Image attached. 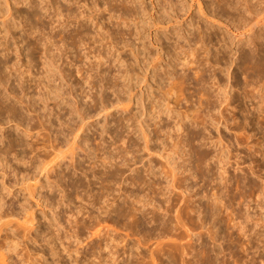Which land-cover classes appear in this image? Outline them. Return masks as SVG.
<instances>
[{"label":"rangeland","instance_id":"obj_1","mask_svg":"<svg viewBox=\"0 0 264 264\" xmlns=\"http://www.w3.org/2000/svg\"><path fill=\"white\" fill-rule=\"evenodd\" d=\"M63 1L64 0H54V1L52 0L53 3L57 2L58 5H61V8L64 10V13H63L64 15H63V17H60V19L62 20V19L67 18L69 20L68 22H70L69 26L64 30L65 31L64 33L66 34L70 30H73L75 25L77 24L76 21L74 20V18H71V17H69V15H67V13L69 12L67 10L70 9V7L74 8V11L76 10L75 11L76 13H80V16H79L80 19L79 20H82L85 24H87V26L89 25L88 28L91 27V32H92L93 36H96L97 34L99 35V33H101V32L103 33L104 30L106 32L109 29L110 30L109 33L104 32L106 39L103 42H98L96 44H92L91 47H93V48H91V49L96 51V52H98L99 49H101V50L103 49V51L105 50L104 52L109 54V55H106V56H108L107 59L108 58L109 59L108 60L105 59L106 61L104 60L106 62L105 65L103 66V70L106 71V74H104V76H107V77L109 76V79H110V77L112 78L113 76H115L114 74H118L119 72L123 73L126 69H129L130 70L129 74H131V75L133 74L132 78H130L129 76H128V79L122 77L120 79V82H121L120 84L121 85L124 83L130 84L132 82V84L136 86V87L134 86V92L137 94V96L135 97L134 102H132L130 104V106L127 108V110H125L124 108H122L120 106L119 107H116V106L111 107V108H109V111L107 114H105L106 112H102L99 116L94 115L93 117H91V119H89L88 121L91 125L93 124L94 126L92 125L90 127V129L87 130V132H85V133L82 131L80 132V136H83V137L87 136L86 138L87 139L89 138L88 143H89V145H91V148L93 149V150L91 149L90 151H92L94 159L96 161L100 162V163L98 162V164H100V166H101V167L99 166L98 168L102 171V172L100 171V173L103 174V172L106 170L105 167L101 165L102 164L101 158H105V156L110 155V154H113L114 156L118 157V158L115 157L116 159H113L114 161L112 160L113 161L112 163L115 162L114 164H116L117 167L119 166L120 169H123V168L125 169V170L123 169L125 176L123 175L122 177H118V181L116 183L117 185L114 186V189L116 190L115 191V199H117V201L114 202V204H115L114 207L117 208L118 203H120V201L121 202L123 201V198H124L123 193L126 191L128 194H130V193L132 194V192H133V194L131 196L132 198H130V199H133V198L135 199V195H139V198H141L143 200L145 199V200L152 201V198H155V199H153L154 202L151 204L152 206L148 205L147 207H145V209H147V212H150V211L151 212H154V211L157 212L156 210H158V208H159V206H161V204H164L163 206L167 210V207H165V206L170 207L169 205H171V203H173L171 200H168L169 197H173V196L177 197L178 201H175V203H174V206H173L174 211L165 213L166 210H164V209L158 210V215L160 217H162L163 219L171 218V220L173 221V223L171 225L167 224L164 220H161V219L157 222H154L152 220L150 221L149 218L151 215L148 216L149 218H147V220H144L145 218H143L142 222H141V221H135L133 218L132 219H130V218L124 219V218H121L120 216L118 217V215H119L118 212H111V214H109L110 212L105 211L106 209L101 210L99 208V206L101 207V205H102L101 203H100L101 205H99V204L95 205L92 203L97 196L96 193L97 194L98 193L99 194L104 193V190H103L104 188H102L105 185L104 180H102L103 184L98 182V183H93L94 184V185L92 184L93 186H88L87 189H85V190H83V188H81L79 191L80 193L77 197V195L75 193L76 191L75 190L73 191V189L68 187V184L70 183V181H72L68 175H69V172L74 173V169L70 164V159H66L65 164L59 170L62 171L66 167L64 171H65V174H67V175L62 180L63 183L62 182L61 183L64 184L63 186L67 185L66 186L67 188L64 187L65 193H67V195H71V198H72L71 203L72 204L69 205L70 207L65 203L62 204V206L59 208V211L61 212L60 215H61L62 221L65 223L66 226H68L69 232H71L69 234L70 235L74 234L73 230H75L78 233L77 236H79L78 238L81 240L82 244L79 245V243L76 242L74 238H70L65 233V237L66 236H68V237L67 238L63 237L60 241H57V247H58V250L60 251L59 252L60 255H55V256L53 255L51 245H49L48 242L46 240H44V234L49 233V231L52 230V229H49L50 227H49L48 217H45V215L43 213L44 205H39L38 201L34 197L29 196L26 191L22 190V181H23L22 175H20V174H19V176H14L12 174L10 175V170L16 169L18 171L25 172L27 169L29 171V169H30L29 167L31 166V163H29V161L32 158H35L36 163H38L37 159H40L43 157L44 152L43 153H41V152L44 148L43 147L44 144L45 145L46 144L47 145L52 144V141H54L53 143L56 142L58 144V141H55V140H57L56 139L57 135L60 134V133H58V131L61 129L62 130L65 129V132L68 133V131L70 132V130L72 129L70 127L71 124H73L72 126H74L75 121H77V120H78V122H76V123L77 124L79 123V119H77L78 116H76L78 114L75 113L74 115L77 118L74 115H73V117H75L77 120L75 119L74 123H72L73 121L70 122L71 123L70 125H69V123L67 124L68 118L70 117V115L68 117V115H66V114L70 113L71 108H72V110H75L76 108L79 107V108H81V111L86 110L93 115L96 113V110H98L100 107V103H99V104H97V106H99L98 109H95V108H97V106L95 107V105H94L95 104L94 99L97 98L100 101V99H101L100 96H101V93L103 92L104 96L107 98V101L112 102L115 100L116 95L119 92L114 93V91L110 90V89L104 91L105 90L104 88L101 92V87H99V88L93 87L92 86L93 83L90 84V81H92L91 80L92 76L93 75L95 76L96 81L100 80V76L97 74L98 70L100 71V69L96 68V69L91 70V65L89 64V62L91 63V60H92V62H95V58L92 56L93 53L90 54V57L92 56L90 58V60L86 57H84L83 61H80L79 59H77L78 53H81L82 56H87V54H89V52L92 50L89 48V45L83 46L79 49L73 48L71 41L70 40L67 41V44H66L67 49L65 51L66 54L64 55V59L61 60V62H60L63 65L60 64V66H62V68L65 69V71L67 73H70L72 71L71 73L73 74V76L68 77L67 80H63V81L57 80L56 81V84L60 83L62 85L63 92L65 93V95L63 96V98H58L59 100L57 99L56 101H53V100L48 101V103L51 107H53L55 105V103H57V101H58V104H60V106L56 105L55 106L56 110L54 109L55 113L53 115H51V117L53 118V123H54L51 126H53V127H51L50 130L49 129L46 130L47 127L50 126L49 123L45 124V126L44 125L42 126V124H41L42 121H40L41 119L39 117V115H40L41 118L44 119V116L42 117V115L44 114L45 111L41 109L42 104L40 103V101L36 102V103L34 102L35 101L34 99L35 98L37 99V97L39 96V91H41L40 90L41 87H37V82L43 80V75H44L43 64H42L43 56H41L42 54H40V57H39L38 56L39 53H37L38 51L34 52V49L29 50L32 47H31V45L28 46L29 41L36 40V38H34V37L36 36L37 33H39V35L37 34V36H39V37L42 35L40 33L42 31L38 32V29H37L36 34L32 35L34 37L29 35L27 32L25 33L26 28L24 29L22 27V24H25V21H26L25 17H26V14H28L27 10L28 11L30 10L29 9L30 5L29 4L27 5L26 3H24V5L20 4L19 6H15V8H13L14 9L13 13L15 14V12H17V15L15 14V17H16L15 22L17 21V23H15V24L18 27H15V29L14 28L12 29V35L14 37V34H15V37H14L15 39L20 36L19 38L16 39V41H17V44L21 46V47L19 46L21 49L19 53L22 52L20 58H21V63L23 62V64H24V66H23V68H21V70L22 69L24 70V67H26V65H28V67H29V64H30V67H31L30 71L32 73V74L30 73V76L32 75L31 77L34 80L33 81H26L24 83V88H25V91H27L26 92L27 95L20 92L21 88L19 86L18 81H15V79H13L14 77L11 78V79H13L11 82H8L6 84L5 87L8 88V90H7L8 92H4V93L9 94L10 90H12V88H13V89L17 90L16 91L17 96L20 94L15 99V101L16 100L18 101V104H17L18 108H20L19 116H17V117H19L21 119L25 118V120H23L24 125H22L21 127L20 126L18 127L17 122H19V121L14 120L13 116L10 113L8 114L4 109H2L0 107V139H3V142H0V147L2 148L4 146H6L9 143V138L11 136L13 138H17V139L19 138L18 141L21 143H25V144H24V146H19L18 145L19 143L16 142L17 143V144L15 143L16 151L20 152V153L21 152L24 153L23 150H25L26 151L25 154L27 155V157L25 159L26 161L21 163V162H18L17 160H15L14 155L11 154L8 157V162H9L8 165L10 167L8 166L7 169L4 168V169H6L5 171H7L8 175L4 176L3 175L4 170L1 169L0 170V182L4 179V181L6 182L7 185L12 186L13 192L15 193V194H13V192H12L10 194L4 195V198L6 200V205L3 208V211L11 212L12 208H14L18 211L19 210V204L25 202L31 211L34 210L36 212L37 221L39 220L40 222L36 223L37 224L36 226H38L37 232L32 231V227H31L30 223H26V224H24V226L19 227V232H21L22 235L24 232H26V233H30V235H29L30 237L19 236L20 239L23 240V245L20 248V249H22L21 254L23 256L22 255L18 256V255H16L17 253H14L13 254V261H14L13 264H43V261H42L43 258H45L47 260V261H45L46 263H52V264H73V263L74 264L75 263L76 264H95V263H98L100 261V259L98 258L99 255L92 253L93 247L91 246V244L94 245V244H97L98 242L100 243L102 239H105L104 237H107V236H104L106 231H110L109 232L111 234L110 240L111 239L112 240H111V242L109 240V243L112 246H114L113 247L114 251L116 253L118 252V254H117L118 256L116 255V259H118V261L115 264H150V263L151 264H153V263L154 264H213V263L214 264H264V187H263V185H264V162H262L263 171H259V167L255 166V163H253L252 158H251V154H252L253 150H255V149L263 151V153H264V144H263L264 143V116H263L264 113L262 114V112L259 109L260 108L259 107L260 103H258L259 98H256L257 99L256 100L253 98L251 99V97H249V94L251 92L250 90H252L253 88H256L255 93L260 90V93H258V96L261 95V93H264V84H263L264 83V69H263L264 67L263 66H261V67L256 66V68H254V69L249 68L247 70V73H244L246 66L243 65V59L250 52L252 53L251 49H253L254 47L246 44V40H243V42H239L240 39L238 37H236L233 32L235 31V29L237 27H240V25L242 27L243 23L245 22L244 20L246 19V17L244 16V17H242L243 18L242 19L240 16H238V14H236L234 9H231L229 6H226V5H224V6L219 5L215 0H200L202 2V6H205L206 8L209 9V10L208 9L207 10L210 12V15H212V13L215 12L216 14H218V17L220 16L221 21L217 22V21L213 20L212 17L205 16L202 12H200L198 2H196V1L192 2L191 0H173L174 2L178 3V6H180V9L178 8V12H176V15L178 16L179 21H182V23H183V27H182L183 29L181 28L182 30H180V33H181L180 35L186 34L189 37H193V35L195 34L194 36L200 37L199 31L203 30L202 35L205 37V39L209 43V48H210L211 54L208 57H209V59H211V61L209 64H206V67L208 68V70L205 74L206 82H205L204 87L206 88V90L211 89V91L214 92L215 95L219 94L218 84H216L217 80H215V78H214L215 77L214 72H216L218 74V76H220L222 78V84L223 85L224 84L230 85L229 86L230 89L228 88V90L230 91V94H231V100H230L231 105L228 107H225V104H223L221 106L219 102H218L219 105L216 103L214 104L216 106V109L212 110L210 112V114L213 112L211 115L217 117L219 119L220 124L218 126H216V125L213 126V124H211V122H209V120L202 122L203 117H199L200 113H198L200 110L199 109H198V111L196 110L200 106L199 105L200 95L197 94L196 88L201 87V86H198V85L196 86L195 70H189L188 68L186 69L182 66V64H180V66L178 65L177 68L175 69V72H177L179 75L186 73L190 79V80H187V83L185 82L182 85H181L180 80H179L180 87L181 88L183 87V88H182V94H181V92L178 93L181 96L180 97L181 104L179 107H177V109H179V110L181 109L180 111H186L187 108H190V110L192 112H195L194 113L195 119H193V120L196 123L190 122V118L184 119V124L185 125L187 124L186 127H188L192 132H194V133L196 132L200 135V138L193 141L194 143L192 145H194L196 147L197 146L201 147V144H202V147H201L202 152L205 151L208 153H213L212 150H214L215 152L216 151L218 153L223 152L224 154H226L225 155L226 160L229 162L226 165V169L228 171L227 176H230L232 178L231 179L232 183H228V185H225L224 181L221 182L222 180H221V178H219L220 173L222 171V170H220L221 168L216 169V172L218 175V177H217V175H216V177L218 179H216L212 185H219L220 183L222 184V185H219V187L220 186L222 187V189H220L221 187L219 188L220 189L219 190L220 193L218 192L219 194L216 193V191H213L212 187L209 184L205 185L203 183V181L201 182V180L190 178L189 180L186 181V184H188V185L190 184L191 186L193 185L192 186L193 187V190H192L193 193H197V192L199 193L193 199L195 201H199L197 204L199 207H201V210H198V214H197V212L195 210H194V212L192 211L194 208L189 209L187 207L186 208L187 212L184 211V205H185L184 199H185L187 194L182 195L181 190L174 189L172 187H168V183L171 182V179H170V177L168 178V176L170 175V171L172 170V166H171V164L167 163V159L164 156H160V154H157V152H159V150L161 152V155L165 153L161 149L162 147L166 146V148L169 147L172 149L174 147V146L172 147V144L173 145L176 144L174 142L178 141L180 134L183 135L184 137H185V135H187V133L182 134V133H180V131L178 132V131H174V130H172V132H169L170 135H168V133H167L168 129L167 128H169L170 126L171 127L173 126V123H175V121H176V120L174 121V118H176V117H173L171 119V117L169 115H167V113H164V115L162 116V121H161V119H153V120L151 119L149 121V123L151 125L149 130H151V132H152L151 136L155 135L154 139H157V137H162V138H158L157 140H155L154 141L155 144L153 142H151L152 143L151 146H154L153 147L154 149H155V147H157L156 149H158V151L155 150L157 152H154V149L152 147L150 150L146 149V151L144 150L145 148L143 149V146H145V144H144L145 141H144V137L142 136V133L140 131L139 123L136 121V122H134L135 123L134 124L133 121H130V119H128L132 115H135L138 113L137 115H135L137 117L139 115L138 119L148 121L149 116L148 117L143 116V110H142V105H141L142 104V98H143V103H145V105H147V107L150 110V105H151L152 101H157L156 99L151 100V98H154V96L156 94H158V98L162 97V95L164 94V91L166 90V88H168L170 81H168L165 78L163 80H160V78L164 77L163 76L164 70L162 69V67L157 72L158 78H154L155 72L152 69V65L150 64V65L146 66V62H142V59L144 57H146V54L149 51H151L153 54H155L159 51L158 48H160L159 46H161V45L156 43V40L158 38L160 39V43L164 47L163 55L165 57V61L163 63H165V64L167 62H169V60H170L168 54L165 51H167V52L169 51L170 56H172L174 54L173 49H174V46L176 44V41L179 43V45H183L185 48H188L189 43L186 39L181 38V37L179 38V37L175 36L174 34H171L173 32V30H175L174 29L175 26L176 25L178 26L180 24L175 23V22L171 23L172 25L169 24L168 26L170 28V31H169V29L166 30L163 28L158 29V30L156 28L148 29L146 32L142 33L141 38H140V35H136V34H134L133 36L126 34L124 37H121V36L117 37L115 34H112L113 33L112 28L114 29V28L118 27V23H119V21H121L120 19L123 18V17L121 18V16H123L125 11H126L125 8H122L120 5L116 4L115 2L114 3L111 2L112 4L111 3L109 4L108 0H71L72 3L70 1L69 2H67V1L63 2ZM37 2L40 4L41 7L46 8V6H45L46 1L45 0L43 2H42V0H37ZM13 3H12V6L14 7ZM96 3H97V8L95 7ZM139 3L140 2H138L137 5H139ZM155 3L157 4V0L155 1ZM0 4H2L1 6L4 7L3 10L4 9L7 10L5 0H0ZM191 4H193V7H191ZM144 6L147 8L148 11L149 10L151 12L153 11L154 13H156V15H157L158 9H160L158 7H156V8L153 7L152 0H145ZM17 7L19 10L17 9ZM5 10L3 12H5ZM25 12H27V13H25ZM42 12L45 13V10H42ZM55 14H56V11L54 8L49 9L47 11V13L45 14L44 20L46 21V18H47V21H46L47 23H49L51 21L52 17L53 18L55 17L54 18V22H55L54 25L57 24L56 26H54L52 23H50L49 27L51 29L47 27L46 28L47 31H44L45 33L48 32V30H50L49 32H52V30H53L52 28L58 26L59 22H56V21H57V18L59 19V17ZM18 15H19L20 19H19ZM111 16H112V18H111ZM116 17H118V18H116ZM3 19H4L3 17H0V42H2V43L5 41L4 40V36H5V28L4 27L5 26L2 23ZM33 19L34 18H32L31 23L34 25H38L39 22L37 23V21L36 20L34 21ZM13 20H14V18H13ZM149 20L150 19L148 17L147 21H149ZM19 21L22 23L20 24ZM191 21L195 24L190 25ZM241 22H243V23H241ZM47 23H46V25H49ZM223 23H225L226 25H224ZM39 25H41V22ZM52 25H53V27H52ZM141 25H142V22L139 24V26L141 27ZM198 26L200 27V30H198V28H197ZM61 27L62 26H60L59 28L57 27L58 28L57 30L61 29ZM68 28L70 30H68ZM120 28H123L122 30H124V31H128V27L124 23L120 26ZM131 28H135V22H132ZM93 32H95V33H93ZM27 34H28V36H27ZM190 34H192V35L190 36ZM23 36H25V37L23 38ZM10 37H12V36L7 37V39H9V41H11V40L15 41V39H13V37L12 38H10ZM26 37H28L29 39H25ZM30 37H31V39H30ZM23 39H25V40L22 42L21 40H23ZM59 39L60 38L57 39L58 42H59ZM117 41L120 42V44L118 46L114 47L113 45H114V43L116 44ZM26 42H27V44H26ZM124 42L125 43L126 42L131 43L132 46L135 48V50L137 49L136 51H138V50L140 51V53H141V55H140L141 65H139L135 61L134 55L131 52L129 47L123 48ZM10 43L13 44L12 41ZM30 43H33V42H30ZM60 43L62 44V42H60ZM3 45H4V43H3ZM3 45L2 46L0 45V52L1 53H3L1 51L2 48L4 50ZM40 47L42 48L43 46L40 45ZM53 50H55V52L57 51L55 49V47H53ZM224 50L227 52L226 53L227 55H225L226 60H223L221 58ZM11 51L7 57H9L10 59L13 58L12 59L13 61L17 60V52L15 51L16 52L15 53L13 50H11ZM31 51H32V53H31ZM177 51H179V49ZM33 52L35 54L36 53L37 54L35 55ZM1 53H0V56H1ZM26 53H27V55H26ZM4 54H5V50H4ZM4 54H2L1 57L4 58V56H5ZM15 54H16V57H15ZM31 54H33V57ZM27 56H29V57L26 58ZM35 56H37V57H35ZM3 58H1V59L2 60L6 59V57L4 59ZM31 59H32V61H31ZM25 63H26V65H25ZM194 66H196V65H194ZM148 67H149V71L146 72V69ZM4 68H3V70L10 71L9 67H7V68L4 67ZM170 69H172V68H170ZM78 71H80V72H78ZM5 73H9V72H5ZM146 73L148 76L146 75ZM27 75L25 77H27V79H28V77H30V76H29V74H27ZM43 82L47 83V80H43ZM71 83H72V85H71ZM174 83L176 84L177 82H174ZM231 85L233 87H231ZM231 88H233V89H231ZM0 90L6 91V88L0 87ZM43 91L44 90H42V92ZM122 92H120L119 94H121L123 97L127 96V94L125 92H123V93ZM220 94H221V92H220ZM29 97H32V101H30L31 98H29ZM207 98H208L207 95L201 96V99L203 100L204 103H207L206 102ZM22 99L24 100V103L26 105L23 103ZM138 100H140L139 103L137 102ZM182 100H183V102H182ZM213 100H215V98ZM17 101H16V103H17ZM51 101H53V103ZM60 101H61V103H64V104H61ZM27 104H29V105H27ZM159 105L161 106V108H166L164 101L160 102ZM171 106H175V104H172ZM56 107H58V108H56ZM203 107H205V109H207L206 106H203ZM203 107H202V109L204 111H206ZM61 109H63L62 111H64L63 113H65V115H63V113H61L63 119L58 120L57 114H58V111H60ZM132 110H134V111H132ZM180 113H182V112H180ZM36 114H38V115H36ZM55 114H56V116H54ZM108 114H109V116L106 118V115H108ZM205 114H207V113H205ZM196 116L199 117L200 119L197 118ZM121 118H123V119H121ZM208 119H209V117H208ZM159 120L163 123L160 122V124H157V126H156L155 122L159 121ZM242 120H244V121H242ZM59 121H60V123H59ZM166 123H167V127L164 125ZM169 123L171 125H169ZM76 125H75V127H77ZM159 125L163 126L164 131H160V133H158V136H157V131H158L157 128L159 127ZM105 126H107V128ZM75 127H73V128H75ZM104 127L106 128V130ZM25 128H29L30 130H32L31 131L32 133L30 132V134H28V136H27V134L24 131ZM218 128L222 130V134L225 135L226 138H232L231 140L234 143V145H232V147H229L228 144L226 143V141L220 139ZM57 129H58V131H57ZM103 129L105 130V132ZM155 129H157V130L155 131ZM241 129H242V131H241ZM164 132H166V135L169 136V137H167L165 135L167 142H168V138H170L169 143H167L166 140H164L165 139L164 134H163ZM173 132H175V133L177 132V134H176L177 136ZM181 132H182V130H181ZM121 133H122L123 137L119 136V135H121ZM116 134H119V135H116ZM171 134H173L174 137H172ZM178 134H179V136H178ZM60 136H63V135L60 134ZM60 136H58L59 142H60V140H63L61 138H64V136L63 137H60ZM115 137L117 138L116 140H115ZM121 137H122V140H119V139H121ZM69 138H71V136ZM174 138H176V139H174ZM17 139H15V140H17ZM138 140H139V142H138ZM158 140H159V142H158ZM170 140H173L174 142L173 141L170 142ZM156 141H157V143H156ZM259 141L262 142V144H259L260 143ZM163 142H164V144H163ZM165 144H167V145H165ZM169 144L171 145V147ZM220 144H221V146H220ZM104 145H106V146H104ZM136 145H138V146L140 145V147H139L140 150L137 148L138 146H136ZM126 150L128 151V155L126 153L127 152ZM161 150L164 153H162ZM220 150H223V151H220ZM120 151L122 152V154ZM149 151H151L152 155L150 154ZM152 151L154 152V154ZM103 152L106 155L103 154ZM215 152H214V154H217V152L216 153ZM118 153L120 155L117 156ZM168 153H170V151ZM174 153L175 152H171V156H172L170 159V160H172L171 162H173L175 165H179V166H180L181 162H183L182 163V165H183L184 159H187V156L182 157L183 154L180 155V154H177V153L174 154ZM101 154L103 155V157L101 156ZM148 154L151 156H149ZM121 155H123V156H121ZM177 155H178V157H177ZM85 156H86L85 152L80 150L79 156L77 159L84 162L83 167L85 166L84 168L88 169L87 171L89 172L88 173L89 177H87V179H86V177H84V175L81 174L80 171L78 173H76L74 175V177H76V178L80 177L81 178V176L83 175L82 178L84 180H86L85 182L87 183V182H89V179L91 176L90 174L92 173L91 162H94V159L90 160L88 158V161L85 162V160L87 159ZM96 156H97V158H96ZM173 156H175V158H173ZM162 157L164 158V160H162ZM125 158L127 159L128 163L131 162V159H132V162L129 163L128 165H124L122 167L121 166L122 164L119 161L122 160L121 162L123 163V160H125ZM133 158L136 161H134ZM149 158H151V159H149ZM152 160H153V163L151 162ZM106 162H107V160H106ZM150 162L152 165H154L155 172L158 173L157 176L153 175V178H152V175H150V173H148L147 171L145 172V170L149 167ZM90 164H91V166H90ZM66 165L69 166L70 169L67 168ZM156 166H157V168H156ZM167 166H169V167H167ZM132 167L134 169L138 170V174H137V172L133 171L134 169ZM98 168L96 167L95 169H97L99 171ZM137 168H139V169H137ZM103 169H104V171H103ZM165 171L169 172V174L167 175ZM160 173H161V175H160ZM140 174H141V177L143 178V181L146 180V181H144L143 186L145 188H147V190L144 187H142V185H140V183H137L136 181H133L131 179L133 177H134L133 179H135V176L140 175ZM34 175L36 177L38 174L35 173ZM132 175H134V176H132ZM147 175H150L151 177L147 176ZM185 175H188V172H186ZM236 175L239 176V179H240V186H238V187L234 185V180H233V177H235ZM40 176H41V182L44 183L45 185H49L48 181H47L48 179L45 176L43 177V175H40ZM130 176H132V177L129 178ZM143 176H145L146 179H144L145 177H143ZM53 177L59 178L57 175H55V176H52L51 180L56 179ZM103 177H105V176L103 175ZM181 177L182 176L180 174H178L177 178H181ZM119 178H121V179H119ZM125 178L126 179L129 178L130 181H128V180L123 181V180H125ZM151 178L153 179V181H157L158 179H160V180H158V182L160 184L161 183L163 184V185L161 184L162 187H161V185H159V187L155 186L157 188H154L155 189L154 192L157 190V192H158L157 194H156V192L155 193L153 192V189L148 188L149 187L148 184L149 183L151 184V182H153ZM147 179L148 180L151 179V180L148 181ZM95 180L93 177H91V181H95ZM253 181L256 184V186H254V187L252 186ZM118 182H120V183H118ZM122 182H123V184H124V182H127L124 184V185H126V188H127L126 190H125L124 185L121 186ZM131 182L133 185L134 184L135 185L134 186L131 185ZM34 183H35L34 180H32L31 184H34ZM146 183H147V185H146ZM39 184L40 183H38V185ZM99 184H101V185H99ZM247 185H248V187H247ZM163 186H165V187H163ZM89 187L90 188L93 187V189H90ZM166 187H167V189H166ZM119 188H121V189H119ZM164 188H165V190H163ZM168 188H171V192L169 191V193H168V190H170V189H168ZM142 189H144L143 191H145V190L146 191L143 192ZM249 190H250V192H249ZM90 191L93 192L94 195ZM105 191L107 192V190H105ZM128 191H132V192L129 193ZM39 192L41 194H38V195H40L41 197L42 196L46 197V195H47V197L53 196L57 200H59L60 198L63 199V195H64V193L62 192V189L60 191V188H57V187H55V189L53 191H51V189H49L48 186H47V188L41 187V188H39ZM140 192H141V194H140ZM151 192H153V193H151ZM214 192H215V194L220 195L219 199L223 200V202L224 201H231L232 208L228 209L221 204L223 207L219 208L220 211H215L216 213H214L210 207V205L212 203V199L213 198L215 199L216 196H218V195H214ZM86 194H88V195H86ZM90 194L93 195V197ZM148 194H149V196H148ZM152 194H154V195H152ZM141 195H143L144 197ZM167 195H169V196H167ZM256 196H258V197H256ZM62 199H60V201ZM164 199H165V201H164ZM167 201H168V203H167ZM169 201H170V203H169ZM11 203H13L14 205L13 206L9 205ZM158 204H160V205H158ZM197 204H195V205H197ZM93 205H95L96 207ZM80 206L83 208L86 207L83 209V212L81 214H79L81 222L79 224H77V226H75L74 229L71 230V226L68 222L69 216L71 213L70 210L73 209V210L77 211V209ZM163 206H162V208H163ZM173 207H171V209ZM178 207H179V209H178ZM152 209L153 210L155 209V210L153 211ZM45 210L47 211V213L50 216L51 212L48 210V208H45ZM64 213L66 214V217H65ZM199 213H201V214L199 215ZM231 213L232 214L234 213L233 218L235 220L232 218ZM174 214H175V216H174ZM177 216L179 217V219H177L178 218ZM202 216L204 217L205 220L202 219L203 218ZM97 217H99V218H97ZM202 220H203V222L205 221V224H203ZM181 221H182V224L178 223ZM237 222H238V224H237ZM103 223H104V226H103ZM82 224H85V225H82ZM202 225H203V227H202ZM92 226L93 227L101 226L102 233H104V234L101 233L102 235L100 237H96V236L92 237L91 236L92 228H93ZM4 228H6V227H4ZM257 232H260L263 237L261 235L259 237L257 235ZM187 233L189 235H187ZM209 233H210V235H209ZM2 234H5V233L3 232ZM90 236L92 238H89ZM214 236H216V237H214ZM213 237L216 239H214ZM29 238H31V239H29ZM32 238H37L38 240L35 242L34 240H32ZM188 240H190V241H188ZM91 241H93V242H91ZM157 241H158V244H155V243H157ZM1 243H2V241H1ZM161 243H162V245H161ZM62 246L69 247L71 249H73V248L76 249L79 247L81 249V253L76 255V254H73V252L72 253L68 252L67 250H65V252H63L64 249L62 250V248H63ZM152 247H154V248H152ZM155 247H157L158 250L155 249ZM36 253H39L38 256H35ZM91 253H92V255H91ZM153 253H154L155 257L153 256ZM105 254L106 253L103 252L104 257H106ZM187 254H188V256H187ZM152 257H154V258H152ZM76 258H78V263L76 261ZM0 260H1V258H0ZM53 260H55V262H57V263H53ZM151 260H152V262H151ZM8 263H10V262H8ZM0 264H2L1 261H0ZM103 264H108V263H105V261H104ZM110 264H112V261L110 262Z\"/></svg>","mask_w":264,"mask_h":264},{"label":"bare ground","instance_id":"obj_2","mask_svg":"<svg viewBox=\"0 0 264 264\" xmlns=\"http://www.w3.org/2000/svg\"><path fill=\"white\" fill-rule=\"evenodd\" d=\"M14 3H13V2ZM44 0H42L43 2ZM46 1V8L45 7H41L40 4L37 2V0H5V4H6V8L7 10H5V12H3V6H1L2 4H0V17H3V25L5 26V36H4V45L2 42H0V45L4 47V50H5V54H4V50L2 48V52L1 53V56L2 54H4V58L6 57V59H4L3 57L0 56V87L2 88H6V91H1L0 90V107L2 109H4L8 114L10 113L12 116H13V119L16 120V121H19L17 122V125L18 127L24 125L23 124V120L24 119H21L17 116H19V110L20 108H18L17 104H18V101L16 103L15 99L20 95L17 96L16 94V91L15 89L12 88V90H10V93L9 94H6L4 92H8V88L5 87L6 84L8 82H11L13 79H15V81H18L19 83V86L21 88V93H24L25 95H27V91H25V88H24V83L26 81H33L34 79L30 76V73H31V67H30V64H29V67L28 65H26V67H24V70L21 68H23L24 64L23 62L21 63V53L20 52V45L17 44V41L16 39L19 38L17 37L16 39L14 38L15 37V34H14V37L12 35V29L15 27H18L16 26L15 23H17V21L15 22L16 20V17H15V14L17 15V12H15V14L13 13V8H15V6H19L20 4L21 5H24V3H26L27 5L29 4L30 6V10L28 12V14H26V21H25V24H22V27L26 30L25 33L27 32L29 35H33V34H36L37 32V29H38V32H40L42 35L39 37L37 36V34L39 35V33L36 34V36H32L34 38H36V40L34 41H29V45H31V49L29 50H32L34 49V52L35 51H38L37 53H39V57H40V54H42L41 56H43V61H42V64H43V71H44V75H43V80H47V83L43 82L42 81H39L37 82V87H41L39 91V96L37 97V99L35 98L33 101L36 103V102H39L42 104V110H44V114L42 115V117L44 116V119L41 118V116L39 115L40 117V121H42V126L45 124H48L50 126H46L47 129L46 130H50L51 125H53V118L51 117V115H53L55 112V106H60V104H58V101L57 103H55V105L53 107H51L48 103L49 100H53V101H56L58 98H63V96L65 95V93L63 92V88H62V85L59 83V84H56V81L57 80H60V81H63V80H67L68 77H72L73 74L70 72V73H67L65 71V69L62 68V66H60V62L61 60L64 59V55L66 54L65 51L67 49L66 47V44H67V41H71V44L73 46V48H76V49H79L83 46H88L89 45V48H93L91 47L92 44H96L98 42H103L106 37H105V30L103 31V33H99V35L97 36H93L92 35V32H91V27H89V25L87 26V24H85L82 20H79L80 19V13H76L74 11V8H71L68 9L67 11H69L67 13V15H69V17L71 18H74V20L76 21V25L74 27L73 30H70L68 28V30H70L69 32H67L66 34L64 33L65 29L69 26V23L68 22L69 20L66 18V19H60V17H63V13H64V10L61 8V5H58V3H53L52 0H45ZM54 1V0H53ZM64 1H67V2H71V0H64ZM63 1V2H64ZM109 1V4L111 2H115L116 4L120 5L122 8H125V13L123 16H121L122 19H120L121 21H119L118 23V27L117 28H112V34H115L117 37L121 36V37H124L126 34L130 35V36H133L134 34L136 35H140V38H141V35L142 33L146 32L148 29H153V28H156L157 30L158 29H166L170 31V28H169V24L171 23H179L180 25H176L175 26V30H173V32L171 34H174L175 36L177 37H181V38H184L188 41L189 43V47L188 48H185L183 45H179V43L176 41V44L174 46V54L172 56H170V53L169 51H165L170 60L169 62H167L166 64L163 63L165 61V57L163 55V50H164V47L162 46V44L160 43V39L158 38L156 40V43L160 44L161 46H159L160 48L159 51L155 54H153L151 51H149L147 54H146V57H144L142 59V62H146V66L148 65H152V69L154 70L155 74H154V78H158V70L162 69L164 70V77L160 78V80H163L164 78L167 79L168 81H170V84L168 86V88H166V90L164 91V94L162 95V97H159L158 98V94H156L154 96V98H151L152 99H156L157 101H152L151 105H150V110L149 108L147 107V105H145V103H143V98H142V110H143V116H149V119L148 121L147 120H142V119H138L137 114L135 115H132L130 118V121H133L134 122H138L139 123V128H140V131L142 133V136L144 137V144L145 146H143V149L146 151L147 150H150L151 147L153 148L154 146H151V142L154 143L155 140H157L158 138H162V137H157V139H154L155 135L151 136V130L150 129V123L149 121L152 119H161L162 121V116L164 115V113H167V115H169L171 117V119L173 117H176L174 118V121L175 123H173V126L167 128L168 131V135H170L169 132H172V130L174 131H180V133H187V135H185V137L183 135H181L180 133V136L178 138V141L177 142H174L173 140H170L173 141L174 143H176L175 145L172 144V149L171 148H166L165 147H162L161 149L165 152H163L162 150V154L161 155V152L158 149H156L157 147H155L154 149V152H157V154H160V156H164L166 159H167V163L168 164H171L172 166V170L170 171V175L168 176V178L170 177L171 179V182L168 183V187H172L174 189H179L181 190V193L182 195H186L184 201H185V205H184V211L187 212L186 208L188 207L189 209L191 208H194L192 211L194 212V210L197 212L198 214V210H201V207L198 206V202L199 201H195L193 200L194 197L196 195H198L199 193H193L192 190H193V185L191 186L190 184H186V181L189 180L190 178H194V179H198V180H201V182L203 181V183L206 185V184H209L211 187H212V190L213 191H216V193L219 192L220 189H222V187L220 188L219 185H222L221 183L219 185H212L216 179H218V175H217V172H216V169H219L221 168L220 170L221 173H220V177L221 178V182L224 181V184L225 185H228V183H232L231 181V177L230 176H227V169H226V165L229 163L227 160H226V154H224L223 152H217V154H214V150L213 153H208V152H202L201 151V147H202V144H201V147H196L194 145H192L196 139L200 138V135L198 133H194L192 132L188 127H186V125L184 124V119H189L190 118V122H194L196 123L193 119H195V116H194V113L195 112H192L190 110V108H187L186 111H180L179 109H177V107L180 106L181 104V99H180V95L178 93L181 92L182 94V88L180 87V84H179V80H180V83L181 85L184 84L185 82L187 83V80H190L189 79V76L186 74V73H183L181 75H179L177 72H175V69L177 68V66L180 64H182V66L184 68H188L189 70H195V80H196V86H201V87H197V94L200 95V99H199V108H197L196 110L198 111V109L200 110L198 113H200V116L199 117H203L202 118V122H205L207 120H209V122H211V124L216 125L218 126L220 124L219 122V119L213 115L210 114V112L212 110H215L216 109V106L214 105L215 103L222 106L223 104H225V107H228L231 105V94H230V91L228 90L229 86L230 85H223L222 84V78L220 76H218V74L216 72H214V78L216 81V84H218V89H219V94L215 95L214 92L211 91V89H208L206 90V88L204 87L205 85V82H206V78H205V74L208 70V68L206 67V64H209L211 59H209V55L211 54V51H210V48H209V43L208 41L205 39V37L202 35L203 33V30L202 31H199V34H200V37H196L193 35V37H189L188 35L186 34H183V35H180V30H182L183 28V23L182 21H179V18L178 16L176 15V12H178V8L180 9V6H178V3L177 2H174L173 0H157V4L155 3L156 0H152V4H153V7L156 8H160L158 9L157 11V15L156 13H154L153 11L151 12L150 10L148 11L147 8L144 6V3H145V0H108ZM107 1V2H108ZM192 2H198L199 4V10L200 12H202L205 16H208V17H212L213 20L215 21H221L220 20V16L218 17V14H216L215 12L212 13V15H210V12L208 11L209 9L206 8L205 6H202V2L200 0H191ZM219 5H226V6H229L231 9H234L236 14H238V16H240L241 18L242 17H246V19L244 20L245 22H241L243 23L242 27L240 25V27H237L235 29V31L233 32L235 34L236 37H238L240 40L239 42H243V40H246V44H248L249 46H253L254 48L251 49L252 53L250 52L247 56L244 57L243 59V65L246 66L245 68V71L244 73H247V70L249 68H256V66H263L264 67V0H215ZM106 2V3H107ZM139 3V5H137ZM12 3L14 5V7L12 6ZM112 4V3H111ZM184 4V3H183ZM213 4V3H212ZM26 5V6H27ZM64 5V4H63ZM65 6V5H64ZM92 7V6H91ZM95 7L97 8V3L95 5ZM101 7V6H100ZM118 7V6H117ZM191 7H193V4H191ZM190 7V8H191ZM208 7V6H207ZM212 7V6H211ZM51 8H54L55 11H56V14L59 19L57 18V21L56 22H59L58 24V28L60 26L61 29L57 30L58 28L57 27H54L52 28V32H49L50 30H48V32H44V31H47L46 28H50V23H52L54 25V18L52 17L51 18V21L49 23H47V18H46V21L44 20V16L45 14L47 13V11ZM189 8V9H190ZM18 9V7H17ZM16 9V10H17ZM182 9V8H181ZM208 9V10H207ZM19 10V9H18ZM21 10V9H20ZM42 10H45V13L42 12ZM96 11V10H95ZM112 11V10H111ZM19 12V11H18ZM25 12V13H27ZM78 12V11H77ZM91 12V11H90ZM21 13V12H20ZM55 13V12H54ZM53 13V14H54ZM201 13V14H202ZM22 14V13H21ZM123 14V13H122ZM121 14V15H122ZM24 15V14H23ZM50 16V15H49ZM85 16V15H84ZM19 17V15H18ZM17 17V18H18ZM22 17V16H21ZM149 17V21H147V18ZM14 18V20H13ZM23 18V17H22ZM32 18H34L33 20L37 21V23L41 22V25H34L31 23V20ZM50 18V17H49ZM92 18V17H91ZM112 18V16H111ZM118 18V17H116ZM240 18V19H241ZM2 19V18H1ZM20 19V17H19ZM234 19V18H233ZM243 19V18H242ZM241 19V20H242ZM98 20V19H97ZM118 20V19H117ZM45 21V22H44ZM49 21V20H48ZM82 21V22H81ZM132 22H135V28H131L132 26ZM142 22V25L141 27L139 26V24ZM223 22V21H222ZM19 23L21 24L22 22L19 21ZM24 23V22H23ZM36 23V24H37ZM49 24V25H46ZM117 23V22H116ZM126 24L127 27H128V31H124L122 30L123 28H120V26L122 24ZM19 24V25H20ZM195 23H193L191 21L190 25H194ZM224 25H226L225 23H223ZM52 25V27H53ZM57 25V24H56ZM54 25V26H56ZM172 25V24H171ZM115 26V25H114ZM21 27V26H20ZM21 27V28H22ZM116 27V26H115ZM229 27V26H228ZM22 28V29H23ZM28 28V29H27ZM103 28V27H102ZM182 28V29H181ZM198 30H200V27L198 26L197 27ZM51 29V28H50ZM105 29V28H104ZM136 29V30H135ZM232 29V28H231ZM94 30V29H93ZM92 30V31H93ZM156 30V31H157ZM109 29L106 31L109 33ZM233 31V30H232ZM44 32V33H43ZM105 32V33H106ZM95 33V32H93ZM209 33V32H208ZM27 34V36H28ZM198 34V35H199ZM114 35V36H115ZM135 35V36H136ZM154 35V34H153ZM192 34H190L191 36ZM9 36H12L13 39H15V41L11 40L13 42V44H11L9 41V39H7V37ZM10 37V38H12ZM25 36H23L24 38ZM39 37V38H38ZM157 37V36H156ZM168 37V36H167ZM59 39V42L57 41V39ZM116 38V37H115ZM171 38V37H170ZM245 38V39H244ZM25 39H29L28 37H26ZM21 40L22 42L25 40ZM31 39V37H30ZM211 39V38H210ZM19 40V39H18ZM110 40V39H109ZM151 40V39H150ZM111 41V40H110ZM212 41V40H211ZM30 42H33V43H30ZM62 42V44L60 43ZM260 42V43H259ZM2 43V44H1ZM60 43V44H59ZM69 43V42H68ZM105 43V42H104ZM154 43V42H153ZM178 43V44H177ZM27 44V42H26ZM120 44V42L117 41V43L115 44L114 43V47L118 46ZM124 46L123 48H127L129 47L131 52L133 53L134 55V58H135V61L141 65V58H140V51H136L135 48L132 46L131 43L129 42H124L123 43ZM245 44V43H244ZM14 45V46H13ZM43 46L42 48L40 47ZM13 46V47H12ZM20 46V47H19ZM106 46V45H105ZM53 47H55V49L57 50L55 52V50H53ZM245 47V46H244ZM19 48V49H18ZM41 48V49H40ZM15 49V50H14ZM115 49V48H114ZM179 49V51H177ZM13 50L14 52L16 51L17 52V60H12L10 59L9 57H7L9 54H10V51ZM19 50V51H18ZM40 50V51H39ZM92 50V49H91ZM226 50V49H225ZM223 51V55H222V59L223 60H226L225 59V55H227L226 51ZM228 50V49H227ZM105 51V50H104ZM103 49H99L98 52L92 50L89 52V54H87V56H82L81 53H78L77 55V59H79L80 61H83L84 57L88 58L90 60V58L93 56L95 58V62H92L91 60V63L89 62V64L91 65V70L93 69H100V71L98 70V75L100 76V80L96 81L95 80V76L93 75L92 76V81H90V84L93 83V87H96V88H99L101 87V92L103 90V88L105 89L104 91L110 89V90H113L114 93H117V92H125L127 94V96L123 97L121 94H117L116 95V98L114 101L112 102H109L107 101V98L104 96L103 92L101 93V99L99 101V99H94V105L95 107L97 106V104L100 103V107L97 106V108L95 109H99L96 110V113L95 114H91L89 113L88 111H81V108H76L75 110H72L71 108V111L70 113L66 114L70 115V117L68 118V122L67 124L69 123V125L71 124L70 122L74 123V120L77 118L76 116H78L77 119H79V123L77 124L75 121V125L77 127L72 126L73 124H71V130L70 132L68 131V133L65 132V129L64 130H59L57 129L58 133L62 134L64 136V138H61L63 140H58V136L57 135V140L55 141H58V144L56 143H53L54 141H52V144H49V145H43V150L41 153L44 152L43 154V157L40 158V159H37L38 160V163H36V159L35 158H32L29 163H31V166L29 167V171L26 169L25 172L23 171H18L16 169H11L10 170V175H14V176H19L22 175V190L26 191L27 194L29 196H32L34 197L39 205H44V215L45 217H48V221H49V229H52V230H48L49 233H45L44 234V240H46L48 242L49 245H51V248H52V253L53 255H60V251L58 250V247H57V241H60L63 237H65V233L70 237V238H74L76 242L79 243V245L82 244L81 240L78 238L79 236L78 233L73 230V233L74 234H69L71 232H69V228L68 226L65 225V223L62 221L61 219V212L59 211V208L62 206V204H67L68 206L71 205L72 203V198H71V195H67V193H65V188L66 186H63L64 184L63 183V179L66 177L67 174H65V168L64 170L60 171L59 169L65 164V160L66 159H70V164L71 166L73 167L74 169V173L73 172H69V178L72 180L70 181V183L68 184V187L73 189V191L75 190L76 192V195L78 197L79 195V191L81 188H83V190L87 189L88 186H93L94 184L93 183H102L104 180V183L105 185L102 187L104 188V193L102 194H97L96 193V198L95 200L92 202L93 204L95 205H101V207L99 206V208L102 210H105L107 212H110L109 214H111V212H118V217L120 216L121 218H124V219H127V218H130V219H134L135 221H141L142 222V219L145 218L144 220H147V218H149L148 216H150V221H154V222H157L159 221L160 219L161 220H164L167 224H172L173 221L171 220V218H167V219H163L162 217H160L158 215V210H161V209H164V204H161V206H159L158 210H156L157 212H155L153 209L154 212H147V209H145V207H147L148 205H151L154 201L153 199L155 198H152V201L150 200H143L141 198H139V195H135V199H130L132 198V194L133 192L132 191H128L129 193L132 192V194H128L127 191L124 192V198H123V201L120 203H118V207H114V202L117 201V199H115V189H114V186L117 185V181H118V177H122L124 175V172H123V169H120L119 166L117 167L116 164L112 163L114 160L113 159H116L118 157L114 156L113 154H110V155H107L105 156V158H101V161H102V166L105 167V171L103 169V174L100 173V169L98 168L100 166V164H98L99 161H96L94 159V156H93V153L92 151H90L92 148H91V145H89L88 143V140L89 138L87 139L85 136H80V132H87V130L90 129V127L93 125H91L89 123V119H91V117H93L94 115H100L102 112H106L105 114L108 113L109 111V108L111 107H122L124 108L125 110H127V108L130 106V104L132 102H134V99L135 97L137 96V94L134 92V86L132 84V82L129 84V83H124V84H120V79L122 77L128 79V76L130 78H132L133 74H129L130 73V70L129 69H126L123 73L119 72L118 74H114L115 76H113L112 78L110 77L109 79V76H104V74H106V71L103 70V66L105 65V59H107L108 56L106 55H109L107 54L106 52H104ZM220 51V50H219ZM12 52V51H11ZM13 52V53H14ZM15 52V53H16ZM29 52V51H28ZM33 52V53H34ZM95 52V53H94ZM229 52V51H228ZM249 52V51H248ZM32 53V51H31ZM36 53V54H37ZM93 53V54H92ZM222 53V52H221ZM30 54V53H29ZM28 54V55H29ZM35 54V53H34ZM35 54V55H36ZM90 54H92V56L90 57ZM229 54V53H228ZM247 54V53H246ZM27 55V53H26ZM32 57H33V54H31ZM85 55V54H84ZM30 56V55H29ZM29 56H27L26 58H28ZM14 57V56H13ZM15 57H16V54H15ZM14 57V58H15ZM37 57V56H35ZM34 57V58H35ZM1 58H3L4 60H2ZM42 58V57H41ZM36 59V58H35ZM109 59V58H108ZM107 59V60H108ZM34 60V59H33ZM68 60V59H67ZM105 60V61H104ZM119 60V59H118ZM23 61V60H22ZM32 61V59H31ZM73 61V60H72ZM71 61V62H72ZM30 62V61H29ZM28 62V63H29ZM69 62V61H68ZM135 62V63H136ZM220 62V61H219ZM70 64V63H69ZM145 64V63H144ZM165 64V65H164ZM63 65V64H61ZM196 65V66H194ZM72 66V65H71ZM4 67H9L10 68V71H6V70H3ZM89 67V66H88ZM111 67V66H110ZM172 68V69H170ZM5 69V68H4ZM41 69V68H40ZM144 69V68H143ZM264 69V68H263ZM82 71V70H81ZM110 71V70H109ZM149 71V67L146 69V72ZM5 72H9V73H5ZM69 72V71H68ZM80 72V71H78ZM42 73V72H41ZM110 73V72H109ZM27 74H29L30 77H25ZM32 74V73H31ZM147 75V73H146ZM28 76V75H27ZM35 76V75H34ZM148 76V75H147ZM14 77V78H13ZM13 78V79H11ZM42 78V77H41ZM11 79V80H10ZM149 79V78H148ZM166 80V81H167ZM148 81V80H147ZM174 82H177L176 84ZM70 83V82H69ZM31 84V83H30ZM33 84V83H32ZM214 84V83H213ZM264 84V83H263ZM14 85V84H13ZM72 85V83H71ZM137 85V84H136ZM18 86V85H17ZM16 86V87H17ZM73 87V86H72ZM81 87V86H80ZM89 87V86H88ZM136 87V86H135ZM231 87H233L231 85ZM27 88V87H26ZM154 88V87H153ZM185 88V87H184ZM94 89V88H93ZM230 89V88H229ZM233 89V88H231ZM255 89L256 88H253L252 90H250V94H249V97H251V99H256V98H259L258 100V103H260V111L262 112V114L264 113V93H261V95L258 96V93H260V90L257 91L255 93ZM30 90V89H29ZM28 90V91H29ZM42 90H44L42 92ZM85 90V89H84ZM141 91V90H140ZM143 91V90H142ZM162 91V90H161ZM30 92V91H29ZM122 92V93H123ZM221 92V94H220ZM31 93V92H30ZM149 93V92H148ZM29 94V93H28ZM38 94V93H37ZM71 94V93H70ZM196 94V95H197ZM22 95V94H21ZM203 95H207L208 98H207V103H204L203 100L201 99V96ZM31 96V95H30ZM34 96V95H33ZM150 97V96H149ZM215 100H213L214 98ZM20 98V97H19ZM31 98L30 101H32V97H29ZM146 99V98H145ZM23 100V99H22ZM59 100V99H58ZM63 100V99H62ZM76 100V99H75ZM184 100V99H183ZM182 100V102H183ZM257 100V99H256ZM29 101V102H30ZM53 101H51L53 103ZM140 100H138L137 102L139 103ZM165 102V105H166V108H161V106L159 105L160 102ZM26 102V101H25ZM64 102V101H63ZM219 102V103H218ZM23 103H24V100H23ZM22 103V104H23ZM61 103V101H60ZM198 103V102H197ZM25 104V103H24ZM23 104V105H24ZM61 104H64V103H61ZM172 104H175V106H171ZM206 104V105H205ZM26 105V104H25ZM29 105V104H27ZM74 105V104H73ZM22 106V105H21ZM62 106V105H61ZM203 106H206V108L208 109H205V107ZM24 107V106H23ZM202 107L206 110L204 111L202 109ZM58 108V107H56ZM182 108V107H181ZM28 109V108H27ZM55 109V110H54ZM114 109V108H113ZM140 109V108H139ZM233 109V108H232ZM3 110V111H4ZM25 110V109H24ZM63 109H61L60 111H58V114H57V119L58 120H61L63 119L62 118V115L61 113H63L64 111H62ZM124 110V111H125ZM179 110V111H178ZM226 110V109H225ZM62 111V112H61ZM123 111V110H122ZM134 111V110H132ZM194 111V110H193ZM221 111V110H220ZM182 112V113H180ZM209 112V113H208ZM222 112V111H221ZM29 113V112H28ZM78 114V115H74V114ZM136 113V112H135ZM207 113V114H205ZM223 113V112H222ZM221 113V114H222ZM112 114V113H111ZM142 114V113H141ZM146 114V115H145ZM38 115V114H36ZM63 115H65V113H63ZM73 115L76 117H73ZM198 115V114H197ZM56 116V114L54 115ZM109 116L106 115V118ZM264 116V115H263ZM22 117V116H21ZM31 117V116H30ZM38 117V116H37ZM151 117V118H150ZM197 117V116H196ZM197 117V118H199ZM209 117V119H208ZM52 118V119H51ZM169 118V117H168ZM123 119V118H121ZM145 119V118H144ZM200 119V118H199ZM39 120V119H38ZM55 120V119H54ZM198 120V119H197ZM160 120L159 121H156L155 122V125L157 126V124H160L161 122ZM199 121V120H198ZM221 121V120H220ZM226 121V120H225ZM244 121V120H242ZM121 122V121H120ZM125 122V121H124ZM186 122V121H185ZM60 123V121H59ZM163 123V122H161ZM187 123V122H186ZM208 123V122H207ZM40 124V123H39ZM65 124V123H64ZM135 124V123H134ZM203 124V123H202ZM2 125V124H1ZM57 125V124H56ZM62 125V124H61ZM163 125V124H162ZM160 126L157 128L158 131H157V136H158V133H160V131H164V128L163 126ZM166 127H167V123L164 124ZM169 125H171L169 123ZM168 125V126H169ZM27 126V125H26ZM55 126V125H54ZM60 126V125H59ZM64 126V125H63ZM94 126V125H93ZM155 126V127H156ZM28 127V126H27ZM41 127V126H40ZM75 127V128H73ZM107 128V126H105ZM104 127V128H105ZM132 127V126H131ZM197 127V126H196ZM228 127V126H227ZM59 128V127H58ZM64 128V127H63ZM68 128V127H67ZM105 128V130H106ZM120 128V127H119ZM217 128V127H216ZM43 129V128H42ZM111 129V128H110ZM132 129V128H131ZM136 129V128H135ZM134 129V130H135ZM155 129V131L157 130ZM21 130V129H20ZM24 130V129H23ZM55 130V129H54ZM104 130V129H103ZM104 130V132H105ZM182 130V132H181ZM245 130V129H244ZM25 133L27 134H30V132L32 130H30L29 128H25ZM138 131V130H137ZM166 131V130H165ZM242 131V129H241ZM101 132V131H100ZM103 132V133H104ZM107 132V131H106ZM218 132H219V136H220V139L221 140H224L226 141V143L228 144L229 147H232V145H234V143L232 142V138H226L225 135L222 134V130L218 128ZM32 133V132H31ZM175 133V132H173ZM164 134V137L167 142V139H166V132L163 133ZM177 134V132L175 133V135ZM101 135V134H100ZM111 135V134H110ZM116 135H119V134H116ZM166 135V136H165ZM172 137H174L173 134H171ZM250 135V134H249ZM32 136V135H31ZM38 136V135H37ZM63 136H60V137H63ZM71 136V138H69ZM119 136H122V133L121 135ZM177 136V135H176ZM12 137V136H11ZM9 138V143L4 146V147H0V170L3 169L4 170V173L3 175H8L7 171H5L7 169V167L9 166L8 165V157L13 154L14 155V159L17 160L18 162H25L26 160V157L27 155L25 154L26 151H24V153H20V152H17L16 151V148H15V143H19L18 145L19 146H24L25 143H21L18 141L17 138ZM46 137V136H45ZM122 137L121 139L119 140H122ZM169 137V136H167ZM2 138V137H1ZM44 138V137H43ZM136 138V137H135ZM177 138V137H176ZM174 138V139H176ZM249 138V137H248ZM17 139V140H15ZM42 139V138H41ZM117 138L115 137V140ZM169 139L168 138V142L169 143ZM260 139V138H259ZM54 140V139H53ZM161 140V139H160ZM163 140V141H164ZM41 141V140H40ZM48 141V140H47ZM223 141V142H224ZM0 142H3V139H0ZM24 142V141H23ZM122 142V141H121ZM139 142V140H138ZM137 142V143H138ZM159 142V140H158ZM162 142V141H161ZM160 142V143H161ZM165 142V141H164ZM163 142V144H164ZM222 142V143H223ZM260 142V141H259ZM258 142V143H259ZM16 143V144H17ZM115 143V142H114ZM135 143V142H134ZM133 143V144H134ZM157 143V141H156ZM212 143V142H211ZM27 144V143H26ZM36 144V143H35ZM155 144V143H154ZM162 144V143H161ZM259 144H262V142H260ZM264 144V143H263ZM167 145V144H165ZM170 145V144H169ZM106 146V145H104ZM132 146V145H131ZM138 146V145H136ZM162 146V145H161ZM164 146V145H163ZM200 146V145H199ZM221 146V144H220ZM251 146V145H250ZM256 146V145H255ZM101 147V146H100ZM109 147V146H108ZM140 145L137 147L139 150H140ZM171 147V145H170ZM136 148V149H137ZM142 148V147H141ZM165 150H164V149ZM252 148V147H251ZM37 149V148H36ZM137 149V150H138ZM160 149V148H159ZM221 149V148H220ZM223 149V148H222ZM254 149V148H253ZM84 151L85 154H86V161H88V158L90 160L94 159V162H91L90 166L92 168V173L90 174V179H89V182H85L86 180H84L82 178V176L84 175V177H89V172L87 171L88 169H85L83 167V164L84 162H82L81 160H78V156H79V151ZM93 150V149H92ZM102 150V149H101ZM104 150V149H103ZM157 150V151H155ZM99 151V150H98ZM118 151V150H117ZM127 151V150H126ZM170 151V153L168 152ZM220 151H223V150H220ZM102 152V151H101ZM121 152V151H120ZM119 152V153H120ZM136 152V151H135ZM150 154L152 155L151 151H149ZM148 152V153H149ZM153 152V151H152ZM153 152V154H154ZM167 152V153H166ZM171 152H175L177 154H183L182 157H185L187 156V159H184V164L182 165L183 162H181L180 166L179 165H175L173 162H171L172 160L171 159ZM215 152V153H216ZM113 153V152H112ZM117 154L120 155V154ZM127 155H128V151L126 152ZM174 153V154H175ZM251 153V152H250ZM249 153V154H250ZM103 154H105L103 152ZM122 154V152H121ZM167 154V155H166ZM173 154V153H172ZM100 155V154H99ZM106 155V154H105ZM126 155V156H127ZM130 155V154H129ZM149 155V154H148ZM149 155V156H151ZM101 156L103 157V155L101 154ZM123 156V155H121ZM125 156V155H124ZM135 156V155H134ZM133 156V157H134ZM137 156V155H136ZM157 156V155H156ZM176 156V155H175ZM175 156H173V158H175ZM116 157V158H115ZM158 157V156H157ZM178 157V155H177ZM176 157V158H177ZM31 158V157H30ZM29 158V159H30ZM97 158V156H96ZM99 158V157H98ZM136 158V157H135ZM181 158V157H180ZM251 158H252V161L253 163H255V166L259 167V171H263V164L262 162H264V153L263 151H260V150H253L252 154H251ZM84 159V158H83ZM120 159V158H119ZM151 159V158H149ZM153 159V158H152ZM179 159V158H178ZM183 159V158H182ZM100 160V159H99ZM107 160V162H106ZM113 160V161H112ZM134 160V158H133ZM144 160V159H143ZM162 160H164V158L162 157ZM104 161V162H103ZM122 161V160H121ZM119 161L121 164V166L123 167L124 165H128L129 163L132 162V159H131V162H127V159L125 158V160H123V163ZM136 161V160H134ZM176 161V160H175ZM6 162V163H5ZM118 162V161H117ZM153 163V160L151 161ZM150 162L149 164V167L145 170V172L147 171L148 173H150V175H152V178H153V175H156L158 173L155 172V168H154V165H152ZM177 162V161H176ZM175 162V163H176ZM100 163V162H99ZM148 163V162H147ZM173 163V164H172ZM137 164V163H136ZM166 164V163H165ZM119 165V164H118ZM157 165V164H156ZM67 166V165H66ZM147 166V165H146ZM158 166V165H157ZM156 166V168H157ZM10 167V166H9ZM98 168L99 171L95 168ZM101 167V166H100ZM103 167V168H104ZM169 167V166H167ZM6 168V169H4ZM67 168H69V166H67ZM133 168V167H132ZM144 168V167H143ZM171 168V167H170ZM70 169V168H69ZM134 169V168H133ZM139 169V168H137ZM160 169V168H159ZM163 169V168H162ZM161 169V170H162ZM182 169V170H181ZM97 170V171H96ZM125 170V169H124ZM144 170V169H143ZM253 170V169H252ZM81 172V174H83L81 176V178L79 177H74V175L78 172ZM134 172H137L138 174V170L134 169L133 170ZM140 171V170H139ZM9 172V171H8ZM27 172V173H26ZM102 172V171H101ZM141 172V171H140ZM161 172V171H160ZM166 172V171H165ZM164 172V173H165ZM188 172V175H185V173ZM40 174V175H43V177L45 176L48 180V184L49 185H45L44 183L41 182V176L37 175L35 177L34 174ZM126 173V172H125ZM147 173V174H148ZM166 174L168 175L169 172H166ZM178 174H180L182 177L181 178H177ZM57 175L59 178H56V177H53V178H56V179H53L51 180L52 176H55ZM103 175L105 177H103ZM143 175V174H142ZM150 175H147V176H150ZM161 175V173H160ZM217 175V177H216ZM125 176V175H124ZM134 176V175H132ZM132 176H130L129 178H131ZM159 176V175H158ZM91 177L94 178L95 181H91ZM145 177V176H143ZM151 177V176H150ZM149 177V178H150ZM167 177V176H166ZM128 179L125 178V180L123 181H130ZM134 178V177H133ZM131 178L133 181H136L137 183H140V185L143 186V178L141 177V174L140 175H136L135 176V179ZM151 178V179H152ZM156 178V177H155ZM159 178V177H158ZM121 179V178H119ZM146 179V177L144 178ZM149 179V180H151ZM34 180V184H31V181ZM93 180V179H92ZM101 180V181H100ZM148 180V179H147ZM148 180V181H149ZM156 180V179H155ZM160 180V179H158ZM157 181H152L151 184L149 183L148 184V188L149 189H153V192H154V188H157L155 186H158L161 185L159 182ZM233 180H234V185L235 186H240V179H239V176H235L233 177ZM147 181V182H148ZM168 181V180H167ZM170 181V180H169ZM62 182V183H61ZM135 182V183H136ZM161 182V181H160ZM163 182V181H162ZM38 183H40L38 185ZM120 183V182H118ZM127 183V182H124V184ZM134 183V182H133ZM262 183V182H261ZM93 184V185H92ZM103 184V183H102ZM123 186V182L121 183ZM130 184V183H129ZM101 185V184H99ZM131 185L132 182H131ZM135 185V184H134ZM133 185V186H134ZM147 185V183H146ZM163 185V184H162ZM161 185V187H162ZM250 185V184H249ZM49 189H51V191H53L55 189V187L57 188H60V191L62 189V192L64 193L63 195V199L60 201L55 199V197L53 196H49L47 197H44V196H40L38 194H41L39 192V188H43V187H46ZM120 186V187H121ZM125 186V190L127 189L126 188V185ZM230 186V185H229ZM252 186H256L255 182L253 181L252 182ZM165 187V186H163ZM248 187V185H247ZM264 187V185H263ZM67 188V187H66ZM90 188V187H89ZM101 188V189H102ZM124 188V187H123ZM145 188V187H144ZM205 188V187H204ZM220 188V189H219ZM252 188V187H251ZM90 189H93L90 188ZM100 189V188H99ZM121 189V188H119ZM147 190V188H145ZM159 189V188H158ZM167 189V187H166ZM170 190H168V193L169 191L171 192V188H168ZM201 189V188H200ZM256 189V188H255ZM67 190V189H66ZM107 190V192L105 191ZM123 190V189H122ZM144 189H142L143 191ZM145 190V191H146ZM165 190V188L163 189ZM92 191V190H91ZM90 191V192H91ZM120 191V190H119ZM136 191V190H135ZM143 191V192H145ZM149 191V190H148ZM152 191V190H151ZM222 191V190H221ZM252 191V190H251ZM13 192V188L12 186L10 185H7L6 182L4 181V179L0 182V258H1V262L2 264H13V254L14 253H17L16 255H22L21 254V250L20 249L23 245V240L20 239L19 236L21 237H30V233H26L24 232L23 235L21 234V232H19V227L21 226H24V224L26 223H30L31 224V227H32V231L33 232H37L38 231V226H36L37 224L36 223H39L40 221L38 220L37 221V216H36V212L34 210H30L27 206V204L24 202V203H20L19 204V210L17 211L16 209L12 208V211L11 212H6V211H3V208L5 207L6 205V200L4 198V195L5 194H10ZM87 192V191H86ZM150 192V191H149ZM151 192V193H153ZM156 194L158 193L157 190L155 191ZM154 192V193H155ZM250 192V190H249ZM89 193V192H88ZM93 193V192H91ZM135 193V192H134ZM137 193V192H136ZM220 193V192H219ZM218 193V194H219ZM253 193V192H252ZM255 193V192H254ZM262 193V192H261ZM13 194H15L13 192ZM141 194V192H140ZM171 194V193H170ZM218 194H215L214 192V195H218ZM88 195V194H86ZM91 195V194H90ZM94 195V193H93ZM93 195H91L93 197ZM121 195V194H120ZM119 195V196H120ZM145 195V194H144ZM154 195V194H152ZM206 195V194H205ZM85 196V195H84ZM143 196V195H141ZM146 196V195H145ZM149 196V194H148ZM169 196V195H167ZM220 195L216 196V198L212 199V203L210 205L211 209L213 210L214 213H216L215 211H220V207H223L225 206L226 208L228 209H231L232 208V204H231V201H224L223 200H220L219 197ZM86 197V196H85ZM144 197V196H143ZM151 197V196H150ZM215 197V196H214ZM258 197V196H256ZM87 198V197H86ZM85 198V199H86ZM222 199V198H221ZM90 200V199H89ZM167 200V199H166ZM168 200H171L173 203H171V205H169L170 207L168 206H165L167 207V210L165 213L167 212H171V211H174V203L175 201H178V198L177 197H169ZM165 201V199H164ZM89 202V201H88ZM207 202V201H206ZM101 203V204H100ZM156 203V202H155ZM166 203V202H165ZM168 203V201H167ZM166 203V204H167ZM170 203V201H169ZM83 204V203H82ZM158 204V205H160ZM165 204V205H166ZM197 204V205H195ZM209 204V203H208ZM223 206H222V205ZM11 206H13L14 204L11 203L9 204ZM84 205V204H83ZM93 205V206H95ZM221 205V206H220ZM248 205V204H247ZM152 206V205H151ZM156 206V205H155ZM154 206V207H155ZM163 206V208H162ZM70 207V206H69ZM96 207V206H95ZM150 207V206H149ZM171 207H173L171 209ZM45 208H48V210L51 212L50 216L49 214L47 213V211L45 210ZM86 208V207H84ZM83 207H79L76 210H73L71 209L70 210V216H69V224L71 226V230L75 228V226H77V224H79L81 222V219L79 217V214H81L83 212ZM98 208V209H99ZM144 208V209H143ZM156 208V207H155ZM199 208V209H198ZM76 209V208H75ZM99 209V210H100ZM179 209V207H178ZM96 210V209H95ZM109 210V211H108ZM149 211V210H148ZM211 211V210H210ZM228 211V210H227ZM200 212V211H199ZM224 212V211H223ZM226 212V211H225ZM104 213V212H103ZM178 213V212H177ZM176 213V214H177ZM218 213V212H217ZM65 214V213H64ZM69 214V213H68ZM106 214V213H105ZM108 214V213H107ZM189 214V213H188ZM201 213H199L200 215ZM232 214V213H231ZM99 215V214H98ZM168 215V214H167ZM216 215V214H215ZM220 215V214H219ZM81 216V215H80ZM110 216V215H109ZM159 216V217H158ZM163 216V215H162ZM175 216V214H174ZM179 216V215H178ZM177 216V217H178ZM234 216V213L232 214V218ZM65 217H66V214H65ZM164 217V216H163ZM203 217V216H202ZM99 218V217H97ZM107 218V217H106ZM105 218V219H106ZM165 218V217H164ZM237 218V217H236ZM240 218V217H239ZM179 219V217L177 218ZM203 220L204 217L202 218ZM234 219V218H233ZM247 219V218H246ZM202 220V222H203ZM231 220V219H230ZM235 220V219H234ZM260 220V219H259ZM258 220V221H259ZM97 221V220H96ZM124 221V220H123ZM179 221V220H178ZM207 221V220H206ZM237 221V220H236ZM240 221V220H239ZM98 222V221H97ZM103 222V221H102ZM180 224H182V221L181 222H178ZM211 223V222H210ZM229 223V222H228ZM102 224V223H101ZM176 224V223H175ZM203 224H205V221L203 222ZM238 224V222H237ZM82 225H85V224H82ZM178 225V224H177ZM232 225V224H231ZM103 226H104V223H103ZM102 226V227H103ZM176 226V225H175ZM240 226V225H239ZM6 227V228H4ZM93 227V226H92ZM179 227V226H178ZM203 227V225H202ZM243 227V226H242ZM68 228V229H67ZM77 228V227H76ZM94 228V229H93ZM92 228V233H91V236H96V237H100L102 234V229H101V226H96V227H93ZM109 228V227H108ZM190 228V227H189ZM239 228V227H238ZM85 229V228H84ZM105 229V228H104ZM180 229V228H179ZM187 229V228H186ZM256 229V228H255ZM66 230V231H65ZM108 230V229H107ZM182 230V229H181ZM83 231V230H82ZM186 231V230H185ZM192 231V230H191ZM190 231V232H191ZM5 233V234H2V233ZM110 231H106V233L104 234V236H107V237H104L105 239H102L101 242L97 243V244H94L92 245L91 243V246L93 247V254H98L99 255V259L100 261L98 263H95V264H103V262L105 261V263H108L110 264V262L112 261V264H115L117 263L118 259H116V255L118 254V252L116 253L114 251V246H112L110 243H109V240L111 238V234L109 233ZM193 232V231H192ZM209 232V231H208ZM51 233V234H50ZM102 233V234H101ZM185 233V232H184ZM216 233V232H215ZM242 233V232H241ZM186 234V233H185ZM197 234V233H196ZM50 235V236H49ZM187 235H189L187 233ZM210 235V233H209ZM257 235L260 237L261 233L260 232H257ZM49 236V237H48ZM68 236H66L65 238H67ZM89 237V238H92V237ZM165 236V235H164ZM243 236V235H242ZM262 236V235H261ZM216 237V236H214ZM213 237V238H214ZM263 237V236H262ZM162 238V237H161ZM187 238V237H186ZM185 238V239H186ZM189 238V237H188ZM253 238V237H252ZM31 239V238H29ZM88 239V238H87ZM183 239V238H182ZM216 239V238H214ZM260 239V238H259ZM27 240V239H26ZM32 240H34L35 242L38 240L37 238H32ZM89 240V239H88ZM112 240V239H111ZM110 240V242H111ZM160 240V239H159ZM191 240V239H190ZM188 240V241H190ZM2 241V243H1ZM95 241V240H94ZM196 241V240H195ZM252 241V240H251ZM263 241V240H262ZM56 242V243H55ZM93 242V241H91ZM162 242V241H161ZM197 243V242H196ZM89 244V245H90ZM155 244H158V241L157 243ZM154 244V245H155ZM114 245V244H113ZM162 245V243H161ZM250 245V244H249ZM157 246V245H156ZM159 246V245H158ZM253 246V245H252ZM50 247V246H49ZM62 250L63 252H65V250H67L68 252H73V254H80L81 253V249L78 247L76 249H71L69 247H64L62 246ZM118 247V246H117ZM191 247V246H190ZM50 248V249H51ZM154 248V247H152ZM162 248V247H161ZM181 248V247H180ZM151 249V248H150ZM155 249H157V247H155ZM197 249V248H196ZM254 249V248H253ZM98 250V251H97ZM118 250V249H117ZM116 250V251H117ZM158 250V249H157ZM178 250V249H177ZM183 250V249H182ZM179 251V250H178ZM177 251V252H178ZM255 251V250H254ZM91 252V251H90ZM103 252L106 253L104 257L103 256ZM159 252V251H158ZM253 252V251H252ZM91 253V255H92ZM155 253V252H154ZM154 253H153V256H154ZM39 253H36L35 256H38ZM70 254V253H69ZM184 254V253H183ZM71 255V254H70ZM182 255V254H181ZM185 255V254H184ZM23 256V255H22ZM72 256V255H71ZM118 256V255H117ZM188 256V254H187ZM155 257V256H154ZM152 257V258H154ZM185 257V256H184ZM192 257V256H191ZM55 258V257H54ZM75 258V257H74ZM63 259V258H62ZM150 259V258H149ZM194 259V258H193ZM262 259V258H261ZM3 260V261H2ZM153 260V259H152ZM151 260V262H152ZM43 261V264H52V263H46L45 261H47L45 258L42 259ZM76 261L78 263V258H76ZM181 261V260H180ZM194 261V260H193ZM10 262V263H8ZM75 262V261H74ZM53 263H57L55 262V260H53ZM140 263V262H139ZM145 263V262H144ZM198 263V262H197ZM74 264V263H73ZM76 264V263H75ZM151 264V263H150ZM154 264V263H153ZM214 264V263H213Z\"/></svg>","mask_w":264,"mask_h":264}]
</instances>
